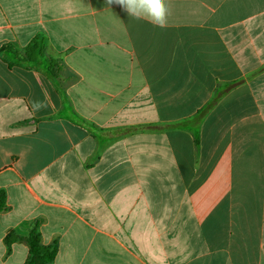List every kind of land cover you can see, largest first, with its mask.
Returning <instances> with one entry per match:
<instances>
[{
	"label": "crops",
	"instance_id": "0c3cea01",
	"mask_svg": "<svg viewBox=\"0 0 264 264\" xmlns=\"http://www.w3.org/2000/svg\"><path fill=\"white\" fill-rule=\"evenodd\" d=\"M165 3L0 0V264H264V0Z\"/></svg>",
	"mask_w": 264,
	"mask_h": 264
},
{
	"label": "trees",
	"instance_id": "16d2710c",
	"mask_svg": "<svg viewBox=\"0 0 264 264\" xmlns=\"http://www.w3.org/2000/svg\"><path fill=\"white\" fill-rule=\"evenodd\" d=\"M46 49V41L44 37L37 36L23 51H18L13 45H6L0 49V54L5 50H10L16 56L21 55L20 61H32L38 56L43 55ZM6 194L4 191H0V212L6 210ZM12 240H23L26 242L29 253L24 264H48L54 261L57 254L56 245H44L42 243V237L40 232L39 223H35L26 238L16 237L11 239L9 236L6 238V242L9 244Z\"/></svg>",
	"mask_w": 264,
	"mask_h": 264
},
{
	"label": "clouds",
	"instance_id": "9594fccd",
	"mask_svg": "<svg viewBox=\"0 0 264 264\" xmlns=\"http://www.w3.org/2000/svg\"><path fill=\"white\" fill-rule=\"evenodd\" d=\"M104 5L108 8L117 6L135 20H145L160 28L167 26L169 8L165 0H104ZM46 106L42 101L32 104L33 110L37 112Z\"/></svg>",
	"mask_w": 264,
	"mask_h": 264
}]
</instances>
